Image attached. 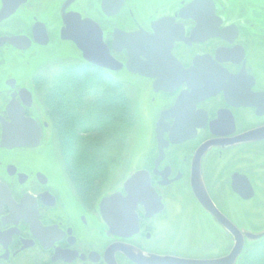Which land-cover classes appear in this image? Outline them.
<instances>
[{
  "label": "flooded vegetation",
  "instance_id": "af4514ba",
  "mask_svg": "<svg viewBox=\"0 0 264 264\" xmlns=\"http://www.w3.org/2000/svg\"><path fill=\"white\" fill-rule=\"evenodd\" d=\"M92 80L132 126L91 188L58 139ZM141 123L152 145L122 179ZM261 191L264 0H0V264H250Z\"/></svg>",
  "mask_w": 264,
  "mask_h": 264
},
{
  "label": "trees",
  "instance_id": "16d2710c",
  "mask_svg": "<svg viewBox=\"0 0 264 264\" xmlns=\"http://www.w3.org/2000/svg\"><path fill=\"white\" fill-rule=\"evenodd\" d=\"M80 66V65H79ZM99 82L91 81L85 90L76 91L75 100H82L75 104L74 122L61 118L59 129L61 134L58 143L62 151L65 171L71 179L82 187L93 186L95 180L104 179L110 173L109 163L125 147L127 131L132 126L130 118V105L124 94L109 101H104ZM90 95V105H85L83 100ZM119 100V103H115ZM90 110V111H89ZM109 111V112H106ZM108 113V114H107ZM101 117L104 120H101ZM90 124V126H84ZM103 130V131H102ZM78 131L89 133L88 136H78ZM96 132V134H94ZM78 151L71 154L73 147ZM264 244V240H262ZM251 254L250 264H261L258 261L264 256V249Z\"/></svg>",
  "mask_w": 264,
  "mask_h": 264
},
{
  "label": "rangeland",
  "instance_id": "374dc122",
  "mask_svg": "<svg viewBox=\"0 0 264 264\" xmlns=\"http://www.w3.org/2000/svg\"><path fill=\"white\" fill-rule=\"evenodd\" d=\"M74 62L76 64H79V60L76 59V58H74ZM113 97H114V91H109L108 93H106L104 95L103 100L104 101H109V100L113 99ZM114 102L115 103H119V100H115ZM106 112H109V111H106ZM101 120L103 121L104 118L101 117ZM144 132H147V127H144L143 124L141 123L140 130L138 131L137 135L135 134V137H134V140H133L132 152H131L130 159L128 160V164L125 165V167L122 168L123 170L120 172V178H122V179H126L127 177H129V175L134 171V169H136L138 167L137 163L139 164V167H140L142 154L145 152V150L148 147H150L151 140H149L148 137L146 135H144ZM46 139H47V137H46ZM50 140L52 142L51 144L46 143V141H50ZM44 146L47 147V148H49V147L56 148V143H55L54 138H50V139L45 140ZM76 151H78V149L75 146V147H73V150H71V154H73L74 152L76 153ZM56 156L58 158V155H56ZM260 195L261 196L264 195V192L261 191ZM253 207L255 209H257V210L263 211V213H264V202L260 201L259 202V206L257 204V206L253 205ZM260 249H262V250L264 249V244L258 250H260ZM258 263L264 264V256L261 257V260L258 261Z\"/></svg>",
  "mask_w": 264,
  "mask_h": 264
},
{
  "label": "water",
  "instance_id": "95a60500",
  "mask_svg": "<svg viewBox=\"0 0 264 264\" xmlns=\"http://www.w3.org/2000/svg\"><path fill=\"white\" fill-rule=\"evenodd\" d=\"M79 49H80V51H81V53H82V58L86 61V62H88V63H90V64H92V65H94V66H97V67H107L108 69H111V70H115V69H117V66H116V63L114 62V60L113 59H111L109 56L108 57H106L107 58V61H106V63L104 62V60H102V59H100L101 57H99V56H92L91 54H90V50L88 49V48H84L83 46H81V45H79ZM260 133H262V130H258V131H252V132H250V133H248L247 135H246V139H248V140H254V139H256V137H258V134H260ZM28 145H37V144H28ZM142 174H144V172H138V173H135L133 176H131L129 179H128V181L126 182V184H125V190L127 191V193H128V196H130L131 195V193H132V189L134 188V187H136L135 186V180H137V179H140L141 178V176H142ZM194 191L196 192V194H198V192H197V190H199L200 189V185L198 184L197 186L195 185L194 187ZM253 194H252V192H251V196H252ZM114 197H112L111 199H113ZM110 199V200H111ZM248 237H249V239L250 240H252V241H256V240H259V239H261V238H263L264 237V231L263 232H261V233H257V234H248L247 235ZM240 248H241V243L239 242L237 245H236V247H235V249H234V251H233V253H232V258L234 257H236L238 254H239V252H240ZM169 260H171V261H173V262H177V263H179V264H200L199 262H196V261H186V260H179V259H171V258H168Z\"/></svg>",
  "mask_w": 264,
  "mask_h": 264
}]
</instances>
